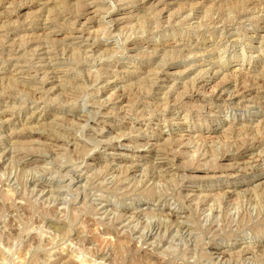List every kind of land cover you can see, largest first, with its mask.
I'll use <instances>...</instances> for the list:
<instances>
[{
    "label": "rangeland",
    "instance_id": "obj_1",
    "mask_svg": "<svg viewBox=\"0 0 264 264\" xmlns=\"http://www.w3.org/2000/svg\"><path fill=\"white\" fill-rule=\"evenodd\" d=\"M0 264H264V0H0Z\"/></svg>",
    "mask_w": 264,
    "mask_h": 264
},
{
    "label": "bare ground",
    "instance_id": "obj_2",
    "mask_svg": "<svg viewBox=\"0 0 264 264\" xmlns=\"http://www.w3.org/2000/svg\"><path fill=\"white\" fill-rule=\"evenodd\" d=\"M90 119V118H89ZM152 231V230H151ZM144 235V234H143ZM154 235V234H153ZM147 237H145L144 239H146Z\"/></svg>",
    "mask_w": 264,
    "mask_h": 264
}]
</instances>
